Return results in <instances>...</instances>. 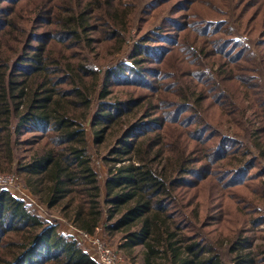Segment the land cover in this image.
<instances>
[{
  "label": "trees",
  "instance_id": "trees-1",
  "mask_svg": "<svg viewBox=\"0 0 264 264\" xmlns=\"http://www.w3.org/2000/svg\"><path fill=\"white\" fill-rule=\"evenodd\" d=\"M263 156L264 0H0V264H257Z\"/></svg>",
  "mask_w": 264,
  "mask_h": 264
},
{
  "label": "rangeland",
  "instance_id": "rangeland-1",
  "mask_svg": "<svg viewBox=\"0 0 264 264\" xmlns=\"http://www.w3.org/2000/svg\"><path fill=\"white\" fill-rule=\"evenodd\" d=\"M141 34L142 33L138 34L136 30H133L131 33V37L129 39V43L127 44L126 52L123 54H120L115 59H112V62H116V60L128 54L130 47L134 43L135 39ZM88 133L90 135V131H88ZM261 161L264 164V156L261 158ZM95 167L100 172L101 180L103 181V178L106 175L107 168L101 162L97 160L95 162ZM9 178H11V176L9 177V175H0V184L7 186L13 193H15L16 195H19L20 197L25 198L27 201L32 203L33 204L32 207L35 210H38V212L42 214V216H44L45 218L49 220H52L54 216L59 215L54 210L49 211L46 209L44 210L42 207H39L36 197L32 196L31 193L26 188H24L22 185H20V183L16 179L12 178V181H10ZM259 206H260L259 212L258 213H256L255 211L250 212L249 218L252 217L254 214H258L264 220V202L260 203ZM59 221L61 222L60 231H62L63 233H75V236L82 243L83 247L90 254L96 257V249L94 248L90 239L80 236L79 231L76 230L71 224H68L64 222L63 220H59ZM250 234L251 236L254 237L255 249L260 253L259 257L257 258L258 260H261V261H259L257 264H264V222L261 223L257 228H255L254 231H252ZM92 235H97V236H93V238L97 237L102 242H104L106 246H109L111 251L118 258V264H132V261H133L132 256L128 255V253L125 250L119 248V244L122 242V240L119 238V235H114L111 237L110 234H106L104 232L103 227H101V225L98 227L97 233L92 234ZM135 256L136 258L134 260L136 261L134 262L136 264H139L141 262V256L140 255L139 256L135 255Z\"/></svg>",
  "mask_w": 264,
  "mask_h": 264
},
{
  "label": "built area",
  "instance_id": "built-area-1",
  "mask_svg": "<svg viewBox=\"0 0 264 264\" xmlns=\"http://www.w3.org/2000/svg\"><path fill=\"white\" fill-rule=\"evenodd\" d=\"M9 180L12 181V177L9 178ZM79 233L80 236L90 239L94 248L96 249V257L100 264H118V258L111 251L109 246H106V244L102 242L99 238H93V236L97 235H90L82 231H79Z\"/></svg>",
  "mask_w": 264,
  "mask_h": 264
},
{
  "label": "crops",
  "instance_id": "crops-1",
  "mask_svg": "<svg viewBox=\"0 0 264 264\" xmlns=\"http://www.w3.org/2000/svg\"><path fill=\"white\" fill-rule=\"evenodd\" d=\"M70 234H74L75 235V233H70ZM93 256V255H92Z\"/></svg>",
  "mask_w": 264,
  "mask_h": 264
}]
</instances>
